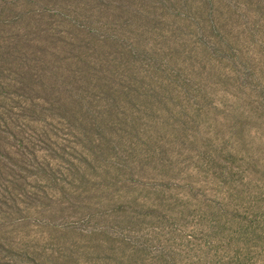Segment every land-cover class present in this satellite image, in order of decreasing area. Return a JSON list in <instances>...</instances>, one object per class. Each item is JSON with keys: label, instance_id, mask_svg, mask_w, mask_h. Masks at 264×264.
<instances>
[{"label": "rangeland", "instance_id": "374dc122", "mask_svg": "<svg viewBox=\"0 0 264 264\" xmlns=\"http://www.w3.org/2000/svg\"><path fill=\"white\" fill-rule=\"evenodd\" d=\"M33 1L0 0V264H264V0L50 7L105 44L53 86Z\"/></svg>", "mask_w": 264, "mask_h": 264}, {"label": "trees", "instance_id": "16d2710c", "mask_svg": "<svg viewBox=\"0 0 264 264\" xmlns=\"http://www.w3.org/2000/svg\"><path fill=\"white\" fill-rule=\"evenodd\" d=\"M45 1V44L38 46L32 45L34 48L30 50L35 54L36 61L33 60L32 65L41 67L45 71V82L48 86L60 85V77L66 76L72 78V83L87 81L86 84L92 82V79H98L96 67L97 62L90 60V56H94L97 48L105 45L98 36L97 28H93L94 17L103 16L110 20H119L126 18L133 12H137L139 2L146 0H40ZM37 0L33 1L36 3ZM59 8L57 13L59 20H65V16L61 13L68 14L71 18L91 23L88 32L80 29V26L67 20L65 23L70 29L76 28V38L62 37L59 31H54L52 25V13L50 7ZM65 14V15H66ZM55 15V16H57ZM34 16H32L33 18ZM31 19V17H29ZM62 22V21H61ZM98 24V23H96ZM52 25V26H51ZM81 38V40H79ZM94 39V40H93ZM86 40V41H85ZM94 41L97 45L95 48L86 46L81 41ZM89 54V55H88ZM88 55V56H87ZM82 74V75H81ZM95 74V75H94ZM89 76L87 79H83ZM90 79V80H89ZM83 80V81H82Z\"/></svg>", "mask_w": 264, "mask_h": 264}]
</instances>
